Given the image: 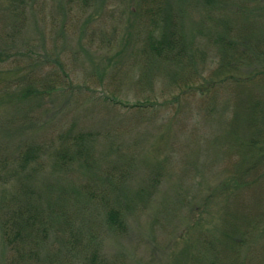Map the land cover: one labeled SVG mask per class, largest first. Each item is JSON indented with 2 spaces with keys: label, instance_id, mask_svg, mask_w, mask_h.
<instances>
[{
  "label": "rangeland",
  "instance_id": "1",
  "mask_svg": "<svg viewBox=\"0 0 264 264\" xmlns=\"http://www.w3.org/2000/svg\"><path fill=\"white\" fill-rule=\"evenodd\" d=\"M17 3L22 15L12 18L8 1L0 0V98L31 90L37 99L18 111L15 99L0 101V147L9 153L27 136L51 151L87 134L100 170L130 174L125 197L113 202L125 214L123 230L105 227L101 217L90 220L97 206L82 205L88 219L82 226L96 224L84 246L99 254L100 264H222L216 243L232 226L225 214L247 230L260 223L242 235L245 240L249 232L252 245L227 264H264V167L257 169L260 182L245 176L243 189H236L234 175L243 162L231 137L237 103L253 98L264 108V64L254 56L264 59V0ZM164 20L179 27L191 49L184 62L192 64L184 69L152 64L142 53L147 33ZM145 63L153 79L139 82ZM183 75L193 84L178 89ZM207 85L200 96L196 90ZM138 100H147L139 112L133 108ZM81 174L69 173V188L84 189L91 181ZM142 188L148 198L139 197ZM4 191L10 188L0 187V196ZM203 216L200 234L193 228ZM66 241L50 240L48 254L35 264H87L84 247L79 253L76 241ZM9 257L0 246V264Z\"/></svg>",
  "mask_w": 264,
  "mask_h": 264
},
{
  "label": "trees",
  "instance_id": "2",
  "mask_svg": "<svg viewBox=\"0 0 264 264\" xmlns=\"http://www.w3.org/2000/svg\"><path fill=\"white\" fill-rule=\"evenodd\" d=\"M7 1L6 11L10 9L9 13L13 14L12 18L22 15L21 6L17 3L20 0ZM165 7L167 8L168 4ZM6 17L8 16L6 15ZM163 25L147 33V38L143 42V55L151 59L152 64L154 62L159 65L172 66L173 69L177 67L184 69L183 65L190 66L191 59L185 63L184 53L191 49L182 42L179 27L172 20L170 22L164 20ZM224 44L225 42L221 47ZM242 48L243 46H240L237 51ZM223 51L224 57L229 55L224 48ZM189 55L192 58L194 53L191 52ZM254 56L256 61L264 64V59L261 60V56ZM232 58L233 62L234 59L239 60L238 52L232 55ZM146 69H148L147 63L142 68L140 79L138 77L136 80L150 82L153 79L152 73ZM224 75L225 73L218 74V76ZM262 76L264 77V74ZM184 78L185 75H183ZM184 80L181 85L177 84L178 89H186L193 84L190 75ZM173 81V77H170L169 83L171 84ZM233 83L241 84L238 81H233ZM208 86H205L204 90L197 89L196 92L203 96L208 93ZM248 96L252 98L250 94ZM4 99L9 101L15 99L18 111L23 110L27 103L31 105L37 98L35 92L28 90V92H17V94L3 93L0 101ZM145 102L147 100L144 102L138 100L133 108L139 112L147 106L144 104ZM234 109L235 121L231 130L232 142L235 146L233 152L239 153L243 162L235 172L234 185L239 187L236 189L241 190L244 187L242 181L245 176L252 179V183L261 181L260 176L257 175L259 172L257 169L259 166L260 168L264 167V108H260V104L254 102L252 98L251 102L247 99L237 103ZM86 135L82 134V141L78 137L75 140L72 138V140L63 141L58 146L59 149L51 148V151L45 147L52 146L32 145L34 143L30 139L27 140V136L20 145L14 146L11 151L8 150L9 153L3 152L0 147V179L3 181L0 182V187L10 188V193L4 191L0 196V246L3 245L10 252L6 264H35V259L41 254H48L49 241L55 239L76 241L75 251L79 247H81L79 253L82 247L85 250L82 253L83 263L100 264L99 254L84 246L86 237L91 238V232L96 224L87 223L86 227L82 226L83 221H88L87 218L82 217V205L86 208L97 206V211L90 213V220L101 217V223L105 227H109L115 232L124 229L125 214L122 213L120 206L115 207L113 202H117L115 198L119 195L121 198L125 197L124 183L130 179V174L121 173V171L113 173L107 168L100 170L91 155L97 151L94 150L93 142ZM47 162L48 165H46ZM75 171H82L81 176L91 180H87L84 189L68 187L69 173ZM150 184L157 186L158 181L153 178ZM228 189L226 187L224 191H228ZM226 193L224 197L229 195L228 192ZM112 196L115 200L112 199ZM139 197L148 198L146 188L145 190L144 188L140 189ZM72 199H81L82 204L74 203ZM97 199H100V203H97ZM206 216H208V211ZM222 217L224 218L223 215ZM230 217L225 214V218H228L227 221L232 226L226 231H221L220 239L216 243L219 242L217 257L222 264L233 263V257L241 255L240 252L244 247L252 245V236L249 232L256 231L254 229L260 224L256 222L255 227L252 225L247 230L248 227L244 222L233 223L229 220ZM204 220L203 216L202 221L196 223L193 230L202 234ZM247 231L249 232L243 240L242 235ZM68 241H66L67 244Z\"/></svg>",
  "mask_w": 264,
  "mask_h": 264
}]
</instances>
